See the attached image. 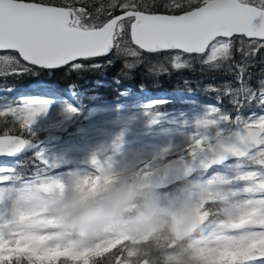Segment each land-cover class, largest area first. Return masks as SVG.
<instances>
[{
  "label": "snow or ice",
  "instance_id": "obj_1",
  "mask_svg": "<svg viewBox=\"0 0 264 264\" xmlns=\"http://www.w3.org/2000/svg\"><path fill=\"white\" fill-rule=\"evenodd\" d=\"M151 56L168 60L177 70L190 68L189 62L195 60L209 71L232 74L234 83L212 89L228 96L236 109L235 115L223 111L219 100L211 106V113L218 117L214 126L222 130L216 137L221 141L218 147L237 133L244 145L264 140V78L253 85L247 71L258 56L264 63V0H92L90 4L85 0H0V78L65 67L76 73L101 71L121 58H131L125 59L124 68L134 70ZM45 86L58 90L51 82ZM257 106L259 113L242 114L243 109ZM48 108V101L31 97L0 103V157L35 149L38 176L58 169L61 163L37 147L32 132L36 117ZM204 125L213 126L207 121ZM226 133L227 140H221ZM226 150L237 151L234 146ZM91 162L96 164V158ZM14 175L13 167L0 166V264H54V250L41 244L47 237L11 229L26 219L20 215L9 221L10 210H5L3 185ZM99 181V177L86 178L82 187L94 192ZM32 187L28 184L24 191ZM63 187L55 175L42 184L43 191ZM63 258L82 264L72 253Z\"/></svg>",
  "mask_w": 264,
  "mask_h": 264
},
{
  "label": "rangeland",
  "instance_id": "obj_2",
  "mask_svg": "<svg viewBox=\"0 0 264 264\" xmlns=\"http://www.w3.org/2000/svg\"><path fill=\"white\" fill-rule=\"evenodd\" d=\"M147 60L152 65H164L165 61L156 56ZM160 95L163 96H158V100H150V96L135 97L126 94L125 98L130 99L128 102L121 101L120 104L125 106H120L116 111L91 105L83 114L87 119L81 123L84 126L76 127L78 133H81L75 140L79 145L67 141L68 138H58L56 134L60 130L59 121L67 111L66 103L61 100L51 102L50 97L30 96L49 102L48 111L38 115L32 125L33 128L49 130L48 143L38 148L50 158L61 161L58 169L47 172L40 179V184L55 175L60 178L64 187L62 193L56 196L40 193L35 184L39 179H22L19 190H13L9 182L3 185L6 189L3 194L5 210H10L8 220L17 219L20 215L26 218L23 224H12V231L47 237L41 242L43 247L54 251L71 250L75 253H82L98 244V250H104L115 243L116 239L128 238L130 242L139 240L147 229V225L141 220H112L100 230L90 227L85 231L81 226L91 224L94 217L98 216L77 213L69 219L75 221L74 227L70 229L73 232L62 230L63 235H60L49 226L65 216V208L78 203L84 205L83 198L91 193L82 187L86 178L99 177L118 184V191L113 196H101L109 202L122 195L129 196L131 190L125 181L130 174L135 176L140 174L137 171L142 173V170L149 167L160 176L162 164L189 156L190 151L198 145L200 137L202 140L212 139L222 131L216 127H206L204 121L209 125L212 122L209 117L202 115L205 111L194 103L147 118L142 100L147 103L162 101L166 94ZM127 107L128 110L125 111ZM156 156L160 157L161 161L157 162L161 166L157 167V163L148 164ZM19 157L20 154L11 158ZM94 157L96 164L91 162ZM8 158L10 157L5 159ZM210 158L207 162L204 157L196 162L211 166L206 172L198 170L190 178L167 186L168 188L145 189L148 198L156 205L163 203L155 207L159 213L178 210L184 205L201 211L202 195L218 199L221 204H225L227 220L207 225L203 232L193 236L190 245L194 254L207 263L227 264L224 260H237L239 263L231 264H264V259H261L264 257V196L256 192L264 184V172L256 166L257 161H264V143L247 152L240 159L243 162L241 165L237 164V160H229L218 166L214 165L215 162L210 163ZM2 166L9 165L4 163ZM28 184H32V189L24 191ZM24 201L29 202L28 208H25ZM106 205L101 202L97 204V208L104 209ZM66 227L68 228V223ZM7 228L6 221L5 229ZM128 253L130 255V250Z\"/></svg>",
  "mask_w": 264,
  "mask_h": 264
},
{
  "label": "trees",
  "instance_id": "obj_3",
  "mask_svg": "<svg viewBox=\"0 0 264 264\" xmlns=\"http://www.w3.org/2000/svg\"><path fill=\"white\" fill-rule=\"evenodd\" d=\"M85 2L90 4L92 0H85ZM157 2H163V0H157ZM125 59L131 61V58H121L111 68L101 71L86 70L76 73L65 67L52 71L10 76L6 79L0 78V103L5 99L12 102L20 97L33 95L67 101L77 109V112H68L66 119L64 117L61 120L60 126L65 131H59L58 136L63 138L72 137L73 141L81 136L76 127H79V125L84 126L81 123L87 119L83 114L89 106H115L117 102L124 99L125 94H141V89H146L152 93H170L172 95L171 99H176L178 96L176 100H179L181 104H188L189 99L192 98L200 109H207V116L213 118V120L218 117H214L210 110L211 106L217 104L218 100L220 101L218 106L223 111L233 115L236 113V109L228 96L222 93L218 95L216 91L212 90L213 88L222 90L227 84L234 83L233 75L226 71H209L195 60L189 62L191 64L190 68L177 70L173 69L166 59L164 65L148 64V60H146L136 69L127 70L124 68ZM97 62H103V60ZM247 71L251 73L253 85L264 78V63H261V57L258 56ZM46 81L51 82L58 90H49L45 86ZM117 81L119 82L117 83ZM6 89L12 91L9 93L6 92ZM188 92L194 93V96L189 97ZM175 93H178V95L175 96ZM171 102L155 103L150 109H165ZM254 110L257 112L260 108L258 106L251 109L245 108L242 110V114L247 116L250 111ZM9 126L11 127V125ZM2 128L3 125H0V129ZM13 131L15 132L16 129L14 128ZM32 132L37 146L47 144V133L49 132L47 129L32 127ZM219 134L221 135V132ZM213 140H215V137L208 141H199L194 150L211 144ZM34 150L30 149L23 152L18 159H0V166L6 163L15 170V175L12 178L14 188L20 186L21 179H39L47 173L37 175ZM157 161L154 160L148 164L157 163L159 165L160 163L158 164ZM136 173L141 172L137 171ZM142 173L150 174V168L147 167V169L142 170ZM131 176H133V173L126 177L127 187H131ZM117 185L114 181L99 183L96 191L83 198L82 203L85 205V209L96 210L97 204L104 199L101 196L108 195L112 191L116 192L118 190ZM119 200H123L124 203L116 218L125 220L143 219L148 223L149 231L142 238L134 242H130L128 238H122L116 240L115 243L104 250L93 247L82 253H75L71 250L54 251L52 255L57 257L54 264H72L70 260L63 258L65 253L75 254L78 260L82 261V264H121L122 262H126V264H215L207 263L202 257L194 254L190 245L192 238L180 242L173 240L167 231V221L163 220V216L158 215L153 208H146V206L154 204L148 198L146 191L133 190L129 196L122 195ZM77 205L81 206V203ZM201 207L210 214L209 225L215 221L227 220L226 210L224 209L225 204H221L218 199L203 196ZM58 224H61V226H58ZM64 228V222L57 223L56 230L59 231L60 235Z\"/></svg>",
  "mask_w": 264,
  "mask_h": 264
},
{
  "label": "water",
  "instance_id": "obj_4",
  "mask_svg": "<svg viewBox=\"0 0 264 264\" xmlns=\"http://www.w3.org/2000/svg\"><path fill=\"white\" fill-rule=\"evenodd\" d=\"M255 131V129H254ZM227 135L221 137V140H227ZM221 141L218 140L215 144L209 148L199 150L192 156L188 158L179 159L177 161H171L162 166L164 175L162 177L149 178L148 175H141L132 179V183L136 188H161L166 187L170 184L182 181L185 178L191 176L195 170L205 169L207 166L202 163H196L197 160L201 158L212 157V160L215 156H220V154L227 153L230 154L232 151L226 150L228 147H236L239 149L238 156L245 154L247 151L256 147L259 142H250L247 145H244L238 141V133L233 139L223 147H218ZM238 151V150H237ZM236 157V156H234ZM1 158V157H0ZM231 156H225L217 161L220 163L222 161L229 160ZM195 164H192L194 163ZM190 164V165H188ZM43 191V190H42ZM49 194H60L58 190L56 191H44ZM165 216L169 218L168 231L176 240H180L192 234V232L202 224L206 218L207 214H200L196 210H190L188 207L184 206L178 211L165 212Z\"/></svg>",
  "mask_w": 264,
  "mask_h": 264
},
{
  "label": "clouds",
  "instance_id": "obj_5",
  "mask_svg": "<svg viewBox=\"0 0 264 264\" xmlns=\"http://www.w3.org/2000/svg\"><path fill=\"white\" fill-rule=\"evenodd\" d=\"M123 203V200H112L108 202L104 210L99 214L98 217L94 219L91 224L82 225L81 227L85 231H87L90 227L95 228L96 230L102 229L105 224L111 222L116 218L117 215H119Z\"/></svg>",
  "mask_w": 264,
  "mask_h": 264
},
{
  "label": "bare ground",
  "instance_id": "obj_6",
  "mask_svg": "<svg viewBox=\"0 0 264 264\" xmlns=\"http://www.w3.org/2000/svg\"><path fill=\"white\" fill-rule=\"evenodd\" d=\"M193 164V163H192ZM188 165H190V164H188Z\"/></svg>",
  "mask_w": 264,
  "mask_h": 264
}]
</instances>
